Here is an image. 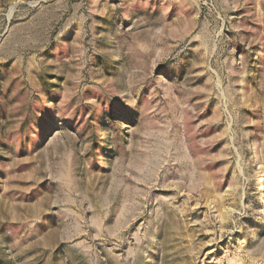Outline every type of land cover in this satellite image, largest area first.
<instances>
[{"label":"rangeland","instance_id":"rangeland-1","mask_svg":"<svg viewBox=\"0 0 264 264\" xmlns=\"http://www.w3.org/2000/svg\"><path fill=\"white\" fill-rule=\"evenodd\" d=\"M0 264H264V0H0Z\"/></svg>","mask_w":264,"mask_h":264}]
</instances>
